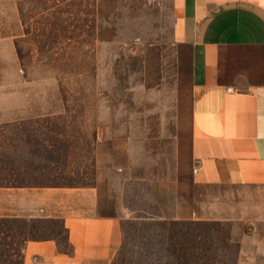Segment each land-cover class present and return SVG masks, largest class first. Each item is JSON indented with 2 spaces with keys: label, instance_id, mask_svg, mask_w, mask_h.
<instances>
[{
  "label": "rangeland",
  "instance_id": "374dc122",
  "mask_svg": "<svg viewBox=\"0 0 264 264\" xmlns=\"http://www.w3.org/2000/svg\"><path fill=\"white\" fill-rule=\"evenodd\" d=\"M161 14L149 0H0V186L95 188L81 212L122 223L111 264H240L246 226L192 215L189 71ZM150 107L164 115L161 167L99 168L104 112ZM58 232L65 248L61 220L0 222V261Z\"/></svg>",
  "mask_w": 264,
  "mask_h": 264
},
{
  "label": "crops",
  "instance_id": "0c3cea01",
  "mask_svg": "<svg viewBox=\"0 0 264 264\" xmlns=\"http://www.w3.org/2000/svg\"><path fill=\"white\" fill-rule=\"evenodd\" d=\"M149 1L170 18L174 54L189 71L193 218L243 224L240 264H264V0ZM100 120L99 168L161 167V108L109 109ZM97 202L92 187L0 186V218L61 220L70 244V253L63 251L59 232L27 237L19 264H111L122 245V223L81 212Z\"/></svg>",
  "mask_w": 264,
  "mask_h": 264
},
{
  "label": "trees",
  "instance_id": "16d2710c",
  "mask_svg": "<svg viewBox=\"0 0 264 264\" xmlns=\"http://www.w3.org/2000/svg\"><path fill=\"white\" fill-rule=\"evenodd\" d=\"M7 221L18 222L15 219H4V218H0V222H2V223L7 222ZM67 244H68L67 247H65L63 249V251L70 253V250L71 249L69 248L70 244L68 243V241H67ZM0 264H13V263H8V262L0 261Z\"/></svg>",
  "mask_w": 264,
  "mask_h": 264
}]
</instances>
